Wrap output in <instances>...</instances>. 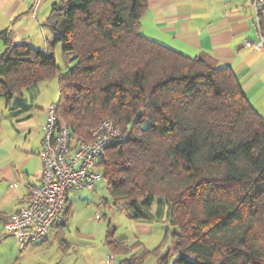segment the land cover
<instances>
[{"label":"trees","instance_id":"1","mask_svg":"<svg viewBox=\"0 0 264 264\" xmlns=\"http://www.w3.org/2000/svg\"><path fill=\"white\" fill-rule=\"evenodd\" d=\"M147 0H61L45 25L53 48L36 49L2 32L0 97L58 79L56 114L73 135L94 140L104 118L120 127L101 168L107 190L131 218L170 204L171 264H264V115L229 65L187 55L144 35ZM62 43L65 72L54 54ZM64 223V217L61 224ZM109 251L137 248L109 229ZM170 253L144 247L122 264Z\"/></svg>","mask_w":264,"mask_h":264},{"label":"crops","instance_id":"2","mask_svg":"<svg viewBox=\"0 0 264 264\" xmlns=\"http://www.w3.org/2000/svg\"><path fill=\"white\" fill-rule=\"evenodd\" d=\"M60 1L0 0V52L3 43L5 47L3 31H6L7 35L15 42L27 41L35 46L33 40L36 31L41 29L44 33L45 45L48 47L49 40L44 31L49 28L46 27L45 20L54 3ZM147 2V9L141 19V31L144 35L187 55L204 54L221 65L231 66L251 104L264 115V49L260 50L245 45L246 39L257 40L259 38V29H264V11L259 18L256 17L252 0H147ZM37 35L39 37V34ZM53 36L54 34H51V37ZM55 47L57 48V44ZM53 51L57 59L55 48ZM38 84L39 82L34 83L28 88L37 87ZM36 95L37 91L33 98H36ZM14 98L21 102L18 105L14 101L12 105L15 107L16 115L24 118L30 117L26 119V123H29L27 121L31 119L37 120L36 123L30 125L32 128L29 129L30 136L35 135L36 140L31 141V146L26 152L28 154L27 161L29 158L37 157L40 168L31 170L25 169L26 166L22 165L15 169L8 164L0 169V181L3 180L7 185V189L0 193V240L9 235L18 237L21 251L29 246L32 247V250L45 249L50 245H54L56 248L61 247V251L55 253L50 264H80V256L84 257L85 252L89 253L93 248L89 236L80 232L77 236L79 240H70L66 235H62V228L68 225L69 215L72 211L70 192L75 187L68 192V207L64 213L62 225L53 224L44 236L36 240L27 239L24 244L18 235L7 234L6 222L8 218L23 204L32 186L40 182L43 168L40 155L43 144L42 124L48 116V110L40 108V110L33 111L35 99L32 100L33 104H30L24 93L14 96L10 100L5 99L6 104L9 106ZM0 184L2 183L0 182ZM104 205L110 206L107 198ZM136 220L146 221L145 219ZM126 230V234L119 236V239L130 244L137 242L139 246L126 254L115 255L112 253L114 256L111 261L109 258L108 264H122L132 254L147 247L143 246L138 234L133 231L132 224ZM103 243L107 254H111L105 240ZM62 246H65L63 252ZM115 256L118 257L117 263H115ZM1 259L2 257H0ZM103 261H105L104 256ZM18 263L16 260L7 263L0 261V264ZM147 264H158V257L153 255L152 260Z\"/></svg>","mask_w":264,"mask_h":264},{"label":"rangeland","instance_id":"3","mask_svg":"<svg viewBox=\"0 0 264 264\" xmlns=\"http://www.w3.org/2000/svg\"><path fill=\"white\" fill-rule=\"evenodd\" d=\"M44 32L50 41L52 38L51 34H53L52 31L49 29ZM37 34H39V37H37ZM33 42L35 44L34 48L47 51L44 33L41 29L36 31ZM49 47L53 48L50 44ZM4 48L3 43L2 51ZM55 50L60 70L65 72L67 63L62 52V43H58ZM36 91V98H33ZM23 93L30 104H33L32 100L35 99L33 101L35 105L33 106V111L40 110V108L48 110L49 106L58 102L60 97L58 79L40 81L37 87H27L23 90ZM16 99L14 98L8 106L5 98H0V169L10 164L15 169L24 165L26 166L25 169L36 170L40 168L38 166V158H29L27 161L28 154L26 151L29 150L31 141L36 140L35 135L32 134L30 136L29 129L32 128L30 125L36 123L37 120L31 119L27 121L29 123H26V119L30 117L24 118L16 115L14 112L15 107H12V105L14 101L18 105L21 104ZM0 182L2 183L0 184V193H2V191L4 192L7 189V185H5L3 180ZM106 198L110 202V206L104 205ZM70 203L72 211L69 215L68 225L62 228V235H66L70 240H79L77 236L80 232H83L84 235L89 236L92 242L91 245H93L89 253L85 252L84 257L80 256V264H108L109 256L113 257L114 255L112 253L107 254L105 250L103 240H105L106 232L109 229H114L116 236L119 238V236L126 234V229L131 224L133 231L138 234L139 240L143 242V246H147L150 249L160 247V254L169 252V264L176 258L177 251L172 232L177 231L178 226L171 222L170 204L168 202L156 199L148 214L149 217L145 219L146 221L140 222L136 219H129L128 215L121 210L120 205L116 204L110 196L106 182L100 180L95 184V189L78 187L71 189ZM19 246L18 237L9 235L1 239L0 257L2 259L0 261L7 263L11 260H16L19 262L18 264H50L55 253L59 250L61 251V247L56 248L54 245H50L45 249L38 248L35 250H32V247L29 246L24 251H21ZM64 249L65 246H62V252ZM8 256L10 257L8 258ZM103 256L105 261H103ZM152 257L153 255H149L145 260V264L150 262ZM117 258L115 256V263H117Z\"/></svg>","mask_w":264,"mask_h":264},{"label":"built area","instance_id":"4","mask_svg":"<svg viewBox=\"0 0 264 264\" xmlns=\"http://www.w3.org/2000/svg\"><path fill=\"white\" fill-rule=\"evenodd\" d=\"M252 5L259 18L264 11V0H252ZM245 45L263 50L264 29H259L257 40L246 39ZM57 106V103L49 106L47 119L42 125L40 182L32 186L23 204L6 222L7 234L18 235L22 244L27 239L44 236L53 224L62 223L71 187L93 189L97 181L105 180L100 163L107 147L121 134L113 119L104 118L93 131L94 140L77 137L67 123L59 121ZM109 258L111 261L112 257Z\"/></svg>","mask_w":264,"mask_h":264}]
</instances>
